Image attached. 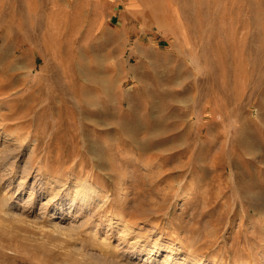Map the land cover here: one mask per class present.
Returning <instances> with one entry per match:
<instances>
[{
	"label": "rangeland",
	"instance_id": "1",
	"mask_svg": "<svg viewBox=\"0 0 264 264\" xmlns=\"http://www.w3.org/2000/svg\"><path fill=\"white\" fill-rule=\"evenodd\" d=\"M113 263L264 264V0H0V264Z\"/></svg>",
	"mask_w": 264,
	"mask_h": 264
},
{
	"label": "bare ground",
	"instance_id": "2",
	"mask_svg": "<svg viewBox=\"0 0 264 264\" xmlns=\"http://www.w3.org/2000/svg\"><path fill=\"white\" fill-rule=\"evenodd\" d=\"M88 181V180H87ZM83 193H85V194H83L82 196H78V194L76 195L75 194V198L77 197V198H79V199H83V201H89L90 203L91 202H94V200H95V198H97L98 196H99V191L95 188V187H93V185H91V184H89L88 182H84L83 184H82V190H81ZM59 194V193H58ZM74 198V199H75ZM78 203V202H77ZM72 206V205H71ZM100 206V205H99ZM88 207V206H87ZM111 212V211H110ZM146 212V211H145ZM120 221H121V225L123 226V228L121 229L122 230V232L124 231V232H126V231H129V232H131L130 231V227H129V225L126 223V222H124V220L123 219H120ZM134 231V230H133ZM128 232V233H129ZM124 234V233H123ZM130 235V234H129ZM122 239V238H121ZM159 242V241H158ZM114 261H116V260H114ZM114 264V263H113ZM117 264V263H116Z\"/></svg>",
	"mask_w": 264,
	"mask_h": 264
}]
</instances>
